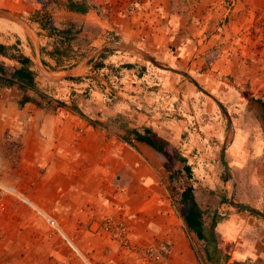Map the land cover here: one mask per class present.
<instances>
[{"label": "rangeland", "instance_id": "rangeland-1", "mask_svg": "<svg viewBox=\"0 0 264 264\" xmlns=\"http://www.w3.org/2000/svg\"><path fill=\"white\" fill-rule=\"evenodd\" d=\"M5 1L0 0V9L11 11ZM30 1L39 2V7L16 8L19 0H10L13 13L27 23L43 17L41 0ZM127 1L125 5V0H101L95 7L106 18H117L122 7L131 11L136 8V18L131 20L139 27L141 37L136 46L141 49L127 50L122 44L129 41L127 37L119 35L117 29H109L103 39L109 41L110 47L93 55L96 47L90 36L94 31L83 32L72 39V50L80 59L92 60L89 76L97 88L82 85L80 91L69 88L66 94L56 82L41 88L55 98L67 100L68 109L87 118L94 112L100 114L103 108L104 121L96 115L89 119L109 125L112 130L119 129L116 133L123 140L134 128L143 130L147 124L167 138L173 150L189 155L193 167L189 180L199 205L210 211L209 216L219 221L232 212H244L264 220V0ZM24 34L19 22L0 14V42L12 39L16 40L13 45L22 47L23 42L26 46L25 38L20 41ZM21 47L17 46V50ZM132 143L127 145L137 146L134 140ZM19 151V142L0 139V183L11 186L4 179L13 178L14 185H22L26 177L21 175ZM131 171L128 167L110 171L116 188L127 190V182L122 179L131 178ZM162 174L169 182L160 186L170 192L168 199L183 221L182 206L174 190L186 186L188 175L170 171L164 165ZM17 195L0 187V215L7 202L17 209L31 210V219L42 223L33 205ZM149 202L137 205L133 211L121 199L107 197L102 207L87 213L79 209L77 216L84 224L81 236L87 240L73 241L84 256L71 249L68 241L46 222L41 232L37 230L40 227L32 232L26 223L15 231L17 225L9 222L10 237L0 240V244L6 248L21 244L19 252L23 256L27 253L29 258L37 251L40 232L42 240H47V257L39 264H177L170 240L151 238L149 234L141 237L136 231L138 225H149L146 217L139 218L149 209ZM52 213L63 226L64 222L68 224L69 213ZM133 213H137L135 218ZM199 240L195 237L199 251L194 250L191 264H208ZM257 255L225 263L222 251L219 262L264 264V256ZM257 257L261 259L255 260Z\"/></svg>", "mask_w": 264, "mask_h": 264}, {"label": "crops", "instance_id": "crops-1", "mask_svg": "<svg viewBox=\"0 0 264 264\" xmlns=\"http://www.w3.org/2000/svg\"><path fill=\"white\" fill-rule=\"evenodd\" d=\"M100 1L85 0L89 6L86 13L69 9L66 6V0H59V5L47 6L45 10L41 3L43 16L41 20L46 22L45 20L49 17L53 23L52 28L43 25L41 20H34L33 23H27L24 20L26 26L19 23L25 30L24 36L20 35V41L25 38L27 45L24 46L22 42L21 47L15 43L16 46L21 47V50L16 49V51H21L33 59V68L37 73L36 81L40 88L47 87L52 82L59 83L60 91L65 94L69 88L80 91L82 85L89 86L93 90L97 88L93 77L89 76L92 73V60L88 57L80 59L79 55H74L76 53L74 51L69 56L58 55L55 52V48L64 40L61 30L69 28L74 20L86 19L87 22L100 25L101 34L91 43L96 47L92 52L93 55L96 53L99 55L110 47L109 41L103 39L109 29H117L119 35H123L125 39L127 37L129 41L122 43L127 50L139 48L136 46L141 37L139 27L134 23L135 20H131L136 18V8L131 11L122 7L117 13V18L115 16L106 18L96 10L95 6ZM128 2L125 0V5ZM5 3L9 5L7 8L11 10L10 12H15L12 7L10 8V0H6ZM37 3L39 4L35 1L23 3L19 0L16 8L26 7L33 10L34 7H39ZM15 41L9 39L0 43L11 46ZM0 60L10 68L19 66V63L11 59L9 55L0 54ZM63 86L65 87L62 88ZM96 91L95 94H97ZM97 101H100L99 96ZM104 113L106 110L101 108L100 114L94 112L93 116H88L96 115V118L104 121ZM89 117H84L67 107L51 110L31 102L20 105L17 89L0 87V139L6 138V140L19 142V165L23 170L21 175L26 177L22 179L21 186L14 185L13 178L11 181L7 178L4 180L11 186H15L19 194L17 196L28 200L37 212L38 209L43 212V215L38 212L43 221L40 223L31 219V210L17 209L16 205L5 202L6 205L2 207L4 214L0 215V240H7L10 237L7 234L9 222L17 225L13 228L15 231L16 229L18 231L20 224L26 223L31 226L32 232H35L36 227H40L37 230L41 232L44 222L54 230L46 216L54 218L72 240H84L85 238L81 236L84 235L82 232L84 224L79 222L77 216L79 209L87 213L91 209L102 207L107 197L118 201L121 199V202L127 204L133 211L137 209V205L151 201L149 209L139 214V218L146 217L149 225H138L136 228V231H140L138 235L142 237L149 234L151 238L170 240L176 263L191 264L194 250L199 251L195 242V237H199L188 227L184 217H182L183 221L179 219L168 199L167 195L170 192L162 189L164 181L169 182L162 174L164 156L146 142L133 139L137 146L127 145V142L117 135L116 132H120L119 129L112 130L109 125L92 121ZM146 127L150 126L147 124ZM184 155L189 158L188 154ZM126 167L132 170L131 178L122 179L123 183L127 182V190L121 191L115 187L112 173L119 169L124 170ZM202 209L209 215L207 212L210 211ZM52 212L69 213L66 217L68 224L64 222L63 226ZM133 215L135 218L137 213ZM7 218L11 219L7 221ZM22 219L25 222H21ZM82 220L85 221V217ZM206 223L207 219L205 225ZM40 232L36 239L37 251H34L29 258L27 253L23 256V253L19 252V248H22L21 244H17L18 247L7 245L8 248L0 244V264L2 261L4 262L2 264L43 262L47 257L44 251L47 240H42L43 235ZM56 232L63 240H67L60 232ZM215 232L219 240V248L224 253L230 254L229 261H242L262 251L257 256H264V246L261 245L264 243V220L248 216L244 212H232L229 216L217 220ZM199 241L203 242L202 249L206 254L205 240ZM66 243L75 250L69 242ZM74 244L79 248L77 242ZM257 249L258 251L255 252ZM57 254L55 251V256ZM25 259L28 262H22ZM258 259L260 260L261 257L255 260L258 261Z\"/></svg>", "mask_w": 264, "mask_h": 264}, {"label": "trees", "instance_id": "trees-1", "mask_svg": "<svg viewBox=\"0 0 264 264\" xmlns=\"http://www.w3.org/2000/svg\"><path fill=\"white\" fill-rule=\"evenodd\" d=\"M31 2L30 0H27ZM43 4V9L47 6L55 7L59 5V0H41ZM66 6L74 11L86 13L89 9L88 4L85 0H66ZM42 24L48 27H53L52 20L47 17L41 20ZM94 31L91 34V39H96L101 34L100 25L92 24L91 22H84L79 20H74L71 26L67 29L61 30V35L64 40L61 41V45L55 48V52L64 55H71L72 44L71 41L78 34L83 32ZM16 45L8 46L6 44L0 43V54L9 55L11 59H14L19 63V66L14 68L8 67L4 61L0 60V87H11L18 90V102L20 105H25L28 102L43 106L51 110H58L59 108L68 107V101L63 98H55L48 92L40 88L36 81L37 73L33 68V59L24 54L21 51H16ZM13 49L15 51H13ZM12 50V52H10ZM105 49L102 53H104ZM124 140L131 145L133 139L146 142L152 146L156 151L164 156V166L170 171L174 172H185L188 175V179L193 176V167L189 163L188 157L179 151L173 150L171 148V143L167 138L158 134L150 127H144L143 130L134 128L131 134L123 137ZM172 180V176L170 177ZM178 200L182 204V213L185 222L188 227L194 231L200 239L205 240V251L207 258L209 260L208 264H221L220 254L222 250L219 248L218 237L215 232V226L217 224V219L215 216H209L200 207L194 192V184L192 181H187V186L184 190L175 189L174 190ZM207 219V225H205V220ZM225 263L229 261L230 254L224 253Z\"/></svg>", "mask_w": 264, "mask_h": 264}, {"label": "built area", "instance_id": "built-area-1", "mask_svg": "<svg viewBox=\"0 0 264 264\" xmlns=\"http://www.w3.org/2000/svg\"><path fill=\"white\" fill-rule=\"evenodd\" d=\"M0 187L3 188V189H5V190H8L9 192L18 194L16 188L13 187V186H8V185H5V184L0 183ZM26 201H28V200H26ZM38 212L43 215V212L41 210L38 209ZM46 217H47L49 223L51 224V226L54 228V230L60 232L63 235V237L67 239V241L69 242V244L75 249V251L78 254L82 255V253L79 250V248H77L76 245L74 244V241L72 240V238L68 237V235L60 227V225L58 224V222L54 218H52L50 216H46Z\"/></svg>", "mask_w": 264, "mask_h": 264}, {"label": "water", "instance_id": "water-1", "mask_svg": "<svg viewBox=\"0 0 264 264\" xmlns=\"http://www.w3.org/2000/svg\"><path fill=\"white\" fill-rule=\"evenodd\" d=\"M0 14L3 15V16H6L8 18H11V19L19 22L20 24L26 26V22L23 19L19 18L18 16H16L15 14H13L10 11L0 9Z\"/></svg>", "mask_w": 264, "mask_h": 264}]
</instances>
